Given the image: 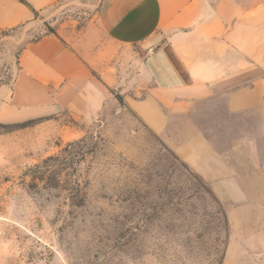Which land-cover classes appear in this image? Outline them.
Instances as JSON below:
<instances>
[{"label":"crops","instance_id":"crops-1","mask_svg":"<svg viewBox=\"0 0 264 264\" xmlns=\"http://www.w3.org/2000/svg\"><path fill=\"white\" fill-rule=\"evenodd\" d=\"M60 1L0 0V42ZM102 4L75 36L22 50L15 82L0 87L1 110L90 118L115 92L230 205L224 264H264V0Z\"/></svg>","mask_w":264,"mask_h":264},{"label":"rangeland","instance_id":"rangeland-1","mask_svg":"<svg viewBox=\"0 0 264 264\" xmlns=\"http://www.w3.org/2000/svg\"><path fill=\"white\" fill-rule=\"evenodd\" d=\"M102 1L61 0L6 32L0 87L15 82L28 44L75 36ZM1 108L0 264H224L230 205L115 92L90 118Z\"/></svg>","mask_w":264,"mask_h":264},{"label":"trees","instance_id":"trees-1","mask_svg":"<svg viewBox=\"0 0 264 264\" xmlns=\"http://www.w3.org/2000/svg\"><path fill=\"white\" fill-rule=\"evenodd\" d=\"M14 30H16V29H13V30H11V31H14ZM4 34H5V33H3V35H4ZM3 35H2V36H3Z\"/></svg>","mask_w":264,"mask_h":264}]
</instances>
